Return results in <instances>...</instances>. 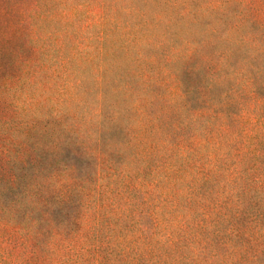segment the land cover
<instances>
[{"label": "clouds", "instance_id": "clouds-1", "mask_svg": "<svg viewBox=\"0 0 264 264\" xmlns=\"http://www.w3.org/2000/svg\"><path fill=\"white\" fill-rule=\"evenodd\" d=\"M162 7L150 0H0V40L22 37L31 53L15 58L14 75L0 78V162L7 169L0 181V264H139L141 257L143 264H232L233 253L243 252L232 242L221 249L190 240L176 249L164 244L157 233L177 210H187L186 193L169 188L167 199L145 204L128 185L151 159L166 154L159 170L174 171L230 143L240 108L255 106L264 139V96L254 85L264 82V23L251 27L257 18L264 22V0L187 6L198 17L196 35L217 34L210 38L219 45L214 57L173 54L182 45L162 21ZM97 12L127 26L119 59L112 47H74L77 35L95 29L89 14ZM205 20L211 23L202 26ZM193 60L198 83L179 87ZM230 107L236 115L225 119ZM38 137L50 152L82 149L95 161L83 170L91 178L63 166L21 175L25 150ZM180 141L190 145L187 152L175 151ZM97 167L105 175L99 190Z\"/></svg>", "mask_w": 264, "mask_h": 264}, {"label": "trees", "instance_id": "trees-1", "mask_svg": "<svg viewBox=\"0 0 264 264\" xmlns=\"http://www.w3.org/2000/svg\"><path fill=\"white\" fill-rule=\"evenodd\" d=\"M160 1L150 0L151 3L158 5H161ZM137 2H144V0H137ZM222 2H228V0H221ZM231 2L243 3L242 0H231ZM164 4H166V9L163 7L160 9L162 21L166 23L169 30L179 29L181 35L175 37H183L182 47L179 51L173 50V54L192 56L197 51H206L207 54L214 57L219 45L212 44L210 38L216 39L217 34L211 33L210 38L203 35V39L202 36L197 37L194 33L193 29L197 26L194 21L198 17L187 7L194 5L192 0H167ZM208 5H212V3ZM236 10L234 9V11ZM203 11L212 13L217 10L204 8ZM89 15V23H94L95 29L90 33L84 32L77 35L74 38V47L90 48L93 52L98 47L101 50L112 47L114 59L120 58L126 45L123 37L128 35V32L124 31L127 26L119 24L115 19L102 20L98 12ZM210 23V20L207 24L202 22V26H207ZM109 25L111 26L109 27ZM261 25L255 19L251 27L255 31L259 30ZM190 33L195 35V40L189 41L186 34ZM184 36L187 38L185 39ZM193 45L203 47L197 48ZM2 46L4 47L0 50V64L2 70L4 66L5 71L16 72L15 58L19 56L27 58L31 55L30 50L23 46L22 37H17L11 44L4 41ZM217 59L219 58L217 57ZM196 75L198 77L199 74ZM254 85L256 95L264 96V82L257 79ZM178 86L183 87L180 79ZM231 110L235 111V107L225 109L223 113L225 119L236 115V112ZM249 118H253V123H250L247 128L245 122L251 121ZM238 120L240 129L227 145L215 150L206 149L201 160L191 161L186 167L174 171L161 172L159 170L167 161L166 154L159 157L158 160L151 159L144 172L138 174L135 182L128 186L136 192L143 193V196L146 197L143 200L145 204L161 197L167 199L171 195L167 191L169 188L177 193L181 191L186 193L182 199L189 201L187 210H177L157 233L164 244L176 249L190 240L194 245H202L205 249H221L225 244L232 242L233 247L243 249L242 253H233V255H238V259H234L232 264H264V139L261 138L258 130L261 119L257 115L255 106H250L239 109ZM104 137L105 134H102V140ZM71 147L73 146L64 148L70 149ZM167 147L166 144H163L161 151L166 153ZM189 147L190 145L180 141L175 145V151L178 153L187 152ZM62 149L63 147L60 150ZM47 150L42 139L38 137L34 146L25 150L26 154L21 161V175L31 177L47 169L49 164L44 160V151ZM75 150L88 157L82 149L75 148ZM51 153L53 152L48 150L47 154ZM182 158L187 161L190 156L185 155ZM92 160L91 170L95 164L94 159ZM61 166L73 168L76 172L78 170L74 165L69 164L59 165L56 170H59ZM6 175L7 169L0 162V181L5 179ZM81 177L91 178L90 173ZM95 179L99 185L97 190L105 187L101 183L105 179V175L99 167L96 169ZM70 199L74 200L75 198ZM0 202H2V197H0ZM57 211L52 208L48 218L54 221ZM81 224L84 229H87L89 219L85 218ZM11 254L16 255L15 245L11 249ZM8 264H14V261L10 260ZM139 264H143V257Z\"/></svg>", "mask_w": 264, "mask_h": 264}, {"label": "rangeland", "instance_id": "rangeland-1", "mask_svg": "<svg viewBox=\"0 0 264 264\" xmlns=\"http://www.w3.org/2000/svg\"><path fill=\"white\" fill-rule=\"evenodd\" d=\"M178 1V0H176ZM187 1V0H185ZM244 2V0H242ZM167 0H161L160 4L161 6H163L164 9H166V3ZM215 4V3H221V0H192V4H194L193 6L195 7H199L201 5H208V4ZM256 22H260L261 24L264 23L262 21H260L258 18L256 19ZM203 23H208V20L203 21ZM173 32L174 36H178L181 35V32L179 31V29H170ZM189 38V41L195 40L196 37L194 34H186ZM203 38V35H197V37H201ZM184 38L186 39L187 37L184 36ZM204 39V38H203ZM4 41L6 40H0V50L3 49L4 46H2L4 44ZM183 42V39H177V43L181 44ZM196 43V42H195ZM115 57V56H114ZM113 57V59H114ZM119 59V58H118ZM197 61L193 60L192 62H190L189 65H187V69H182L181 74L179 79L182 82L183 87H194L197 83H198V77L193 73L192 69L193 67H195ZM15 72L12 70H8L5 71L4 70V66H3V70L1 68V64H0V78H6L9 75H14ZM234 111V110H231ZM236 112V109L235 111ZM251 119V121L249 122H245L247 128L249 127L250 123H253V118H249ZM65 151H64V150ZM62 150H60L58 153L57 152H53L51 154H47V151L45 152V162H47L49 165L47 166V169L42 170L39 174L40 175H49L51 174L53 171L50 170H56L58 168L59 165L62 164H69V165H74L77 170V175L82 176L85 175L84 174V169L87 170H91V165H92V159L89 157H86L82 154H80L79 152H77L75 150L74 147H71L70 149H65L63 148ZM55 156V157H54ZM54 158V159H53ZM90 173V172H89Z\"/></svg>", "mask_w": 264, "mask_h": 264}]
</instances>
